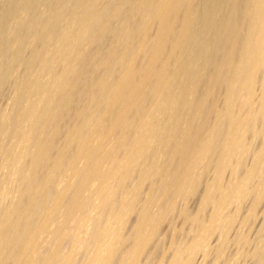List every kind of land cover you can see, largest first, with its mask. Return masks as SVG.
Returning <instances> with one entry per match:
<instances>
[{"label":"bare ground","instance_id":"6f19581e","mask_svg":"<svg viewBox=\"0 0 264 264\" xmlns=\"http://www.w3.org/2000/svg\"><path fill=\"white\" fill-rule=\"evenodd\" d=\"M6 90L0 264H148L179 203L185 264L264 194V0H4Z\"/></svg>","mask_w":264,"mask_h":264},{"label":"rangeland","instance_id":"374dc122","mask_svg":"<svg viewBox=\"0 0 264 264\" xmlns=\"http://www.w3.org/2000/svg\"><path fill=\"white\" fill-rule=\"evenodd\" d=\"M3 2L4 0H0V13ZM12 22L13 21H10L8 23V26L10 28L14 26ZM19 71L20 68L18 69V71L16 70L17 73ZM6 91V94H8L9 91ZM4 96L3 98L5 99L3 101L0 100V109L7 111L9 107L8 103L10 101V92L8 95H6L7 97ZM2 106L5 109L2 108ZM5 106H7V108ZM258 142L259 140L255 137H253V140L250 139V148H254V145L257 147ZM252 148L250 154L246 156L247 158L245 157V165H248L252 161V151L255 149ZM0 163H2L1 155ZM227 176H224L225 183L231 180V176L230 178L229 176ZM211 178L212 174H209V176L206 175L204 183L207 184L208 181L210 182ZM257 180L258 179L256 178V181ZM254 184V189L258 190L261 188V184L258 181ZM257 184H259V188H256ZM146 185L147 184H145V187ZM203 185L201 186L200 191H202ZM145 187L143 188L145 189ZM252 196H254V194L248 195V197H245L241 201V207L238 210L239 212H236V217L234 219L235 222L230 224L229 227L226 226L225 228V226H221L217 227L213 231L211 237H209L204 247L205 254L202 250H198V252H195V255L191 256V258L186 259L185 264H264V247L262 242H260L261 237H264V194L261 196L260 201L257 203L254 209H252L254 198ZM186 205L190 211L195 212L199 207V196H195L193 197V199L191 198ZM234 206L235 205H231L230 209L228 208L227 210L234 211ZM180 207L181 203L178 204L177 210L171 212L166 217V219L164 220L165 223L163 222L160 225L159 233L157 235L158 238L155 239L156 242L154 241L152 243L150 251H147L149 255L145 253L142 256L143 262H148V264H167L173 252V247H171L170 245L172 244L173 239L179 242H191V239L193 238L192 233L190 232L191 227L189 223L182 219V217L180 216L178 211ZM175 212H177L178 214ZM208 213L209 208H206V210L204 211V215ZM133 220L134 217L130 218V223H132ZM130 223L127 224L125 232L129 230ZM261 250L263 252L262 256L260 258L256 257V254L258 252H261Z\"/></svg>","mask_w":264,"mask_h":264}]
</instances>
